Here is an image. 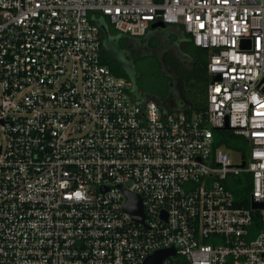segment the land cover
Instances as JSON below:
<instances>
[{"label":"built area","instance_id":"2783aa9c","mask_svg":"<svg viewBox=\"0 0 264 264\" xmlns=\"http://www.w3.org/2000/svg\"><path fill=\"white\" fill-rule=\"evenodd\" d=\"M95 12L132 36L182 26L209 51L206 109L137 97L101 62ZM215 128L248 155L216 147ZM243 173L251 207L231 187ZM252 201L264 204V0H0V264H144L169 248L162 264H264Z\"/></svg>","mask_w":264,"mask_h":264},{"label":"trees","instance_id":"16d2710c","mask_svg":"<svg viewBox=\"0 0 264 264\" xmlns=\"http://www.w3.org/2000/svg\"><path fill=\"white\" fill-rule=\"evenodd\" d=\"M92 20L97 24L101 39V62L112 72L124 76L132 84L137 97L152 98L162 108L170 95H177L178 109L204 111L211 76L208 72L209 51L195 45L182 26L173 37L182 48V57L166 55L162 60L149 46L157 44L154 31L148 30L143 36H132L116 29L105 14L95 12ZM157 31V30H156ZM153 56L156 64L166 75V82L160 89H145L139 82L141 71L137 70V58ZM124 59V60H123ZM214 144L228 150L248 155V145L244 136L232 129L215 128ZM231 187L237 204L251 207V178L243 173L233 179ZM254 224L264 226L260 211L254 214Z\"/></svg>","mask_w":264,"mask_h":264},{"label":"flooded vegetation","instance_id":"af4514ba","mask_svg":"<svg viewBox=\"0 0 264 264\" xmlns=\"http://www.w3.org/2000/svg\"><path fill=\"white\" fill-rule=\"evenodd\" d=\"M177 26V27H176ZM179 25L170 26V24H166L165 26L161 27H151L150 31L155 30V36L157 38V44L150 45V50L157 54L159 57L164 59L166 55H175V56H183L182 55V48L178 44H176L173 37L174 33L179 31ZM157 30V31H156ZM177 95H170L166 101L165 104L174 105L177 104ZM178 105V104H177Z\"/></svg>","mask_w":264,"mask_h":264},{"label":"water","instance_id":"95a60500","mask_svg":"<svg viewBox=\"0 0 264 264\" xmlns=\"http://www.w3.org/2000/svg\"><path fill=\"white\" fill-rule=\"evenodd\" d=\"M166 23H164L163 21H159V22H155L152 27H161V26H165ZM249 47V44H248ZM214 79L219 78V75L214 74L213 75ZM175 107V106H174ZM176 109H178L176 107ZM228 127V125L226 126ZM245 154H243V157L245 158ZM245 164V160L243 161V165ZM127 202L125 204V209L127 211H129L132 216L134 217V219L139 220V221H143L144 220V211H143V206H142V201L141 198L138 195H133L130 193H127ZM252 207L254 209L257 208H264V204H260L258 202L252 201ZM175 253V249L174 248H169L166 250H160L158 252H156L155 254L149 256L144 264H162L163 259L169 255V254H174Z\"/></svg>","mask_w":264,"mask_h":264},{"label":"rangeland","instance_id":"374dc122","mask_svg":"<svg viewBox=\"0 0 264 264\" xmlns=\"http://www.w3.org/2000/svg\"><path fill=\"white\" fill-rule=\"evenodd\" d=\"M180 46V45H179ZM124 60V59H123ZM137 70L141 71L139 82L145 89H160L166 82V75L153 56L139 57L136 64ZM167 84V82H166ZM249 152V146H248Z\"/></svg>","mask_w":264,"mask_h":264},{"label":"crops","instance_id":"0c3cea01","mask_svg":"<svg viewBox=\"0 0 264 264\" xmlns=\"http://www.w3.org/2000/svg\"><path fill=\"white\" fill-rule=\"evenodd\" d=\"M170 26H175V25H170ZM179 26H180V25H179ZM176 27H177V26H176ZM174 106H175V107H174ZM176 107L178 108V105H177V104L166 106V108H167V109H170V110L176 109Z\"/></svg>","mask_w":264,"mask_h":264}]
</instances>
